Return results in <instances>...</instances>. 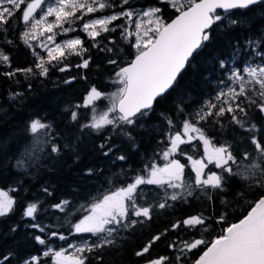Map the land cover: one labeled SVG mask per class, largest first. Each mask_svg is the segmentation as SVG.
Instances as JSON below:
<instances>
[{
  "label": "snow or ice",
  "instance_id": "snow-or-ice-1",
  "mask_svg": "<svg viewBox=\"0 0 264 264\" xmlns=\"http://www.w3.org/2000/svg\"><path fill=\"white\" fill-rule=\"evenodd\" d=\"M169 4L179 14L166 22L161 15V9L150 7L140 13L132 8L130 0H0V43L12 44L6 34L9 21L20 11L21 21L26 26L22 32L23 43L32 50L37 62L32 67L13 68L10 56L0 48V66H7L8 71L0 72V76L15 79L17 75H23L25 79L32 77L47 76L50 67H59V71L70 70V65L64 61L70 56L81 57V62L76 64L78 69H88L91 61L89 56L84 59L88 49L84 47V41L80 37L68 38L57 42L58 35L73 32L72 27L77 20L84 21L86 16L96 12L110 11V14L90 18L82 24V31L87 37L96 41L103 33L115 32L121 29V35L135 50L134 57L124 66L115 58H110L107 63L115 65L111 83L117 85L114 92H105L96 85H91L83 97L82 103L66 109L69 120L78 124L79 130L90 129L100 133L110 126V132L125 136L132 142L133 148L138 147L135 137L127 129L144 128V120L153 110L158 98H163L169 90L178 86V77L181 72L190 65L194 53L203 48L205 42L211 39L213 26L217 29H231L241 23L233 18L232 10H248L253 6L264 5V0H162ZM125 6H128L125 8ZM119 8V11L115 9ZM40 15L37 16V11ZM218 10H222L218 12ZM77 13H80L78 16ZM136 17L135 21L133 17ZM54 17V19H49ZM124 20L127 24H116V21ZM69 25L65 27L64 25ZM134 25V29H133ZM47 34V35H46ZM41 37L44 39L41 40ZM132 37H135L134 41ZM40 40L39 47L46 52L41 55L37 52L32 41ZM114 43V42H113ZM248 45L260 48L264 40H249ZM99 47V42L93 45ZM238 47V46H237ZM101 51L113 52L112 48H101ZM234 52L233 55H237ZM255 55L264 57V50L256 51ZM234 62V61H233ZM221 68H226L224 60L219 61ZM194 66V65H193ZM39 69V72H35ZM81 79L87 80V76L81 75ZM230 84L221 88L215 100H208L197 111L190 114L184 112L182 106H177L176 112L185 115V119L178 120L179 128L176 127L171 117L167 118L168 126L165 133V147L160 156L164 163L158 164L155 159L144 165L142 173H137L130 182L109 190L93 198V202L84 206L81 211L86 212L77 222L70 224L69 235L91 234L95 240H84L80 244L69 243L67 247L55 250L49 243L51 238L67 241L68 236L56 230L52 226L41 225L38 222V213L42 209V201L27 203L22 218H30L33 222L27 225L31 229L46 234L47 239L41 235H34L33 239L39 244L46 246L42 252L43 257H51L54 264H88L87 254L98 253L97 261L103 260L101 251L107 247L116 246L117 237L122 232L130 231L138 224L151 221L153 209H165L172 207L171 202H188L197 192L204 195L211 202L212 192L209 190L224 191L225 173L228 175H243L239 171L234 172L232 165L237 164V157L233 154L232 144L224 142L216 144L214 138L206 133L207 124L214 122L223 127L222 117H229L231 124L247 133V138L252 146V152L245 151L242 157L245 160L257 158L264 161V125L258 126L254 121L242 119L249 117L252 109L257 110L264 116V63H246L243 68L234 67L227 76ZM76 77L65 80L71 84ZM16 83H19L16 80ZM226 84L224 80L219 82ZM31 87V85H29ZM23 93H12L10 98L15 100ZM106 100L108 105L104 109L98 108L99 101ZM88 109L90 118L85 123H79V109ZM201 122H205L203 125ZM27 131L33 137L31 144L23 145V150L18 154L15 168L27 171L28 167L36 166L41 159L37 155L35 145H39V151L47 149L50 154L59 156L64 149L75 151L73 144L57 142L58 133L53 131V125L40 118L33 119L28 125ZM80 138L76 137L78 141ZM112 135H108L105 143L99 145L107 149L103 154L108 156L113 152L116 145L111 144ZM202 142L203 155L194 158L188 154V150L182 145H191L196 151L198 145L194 142ZM164 143V141H161ZM8 150V142L0 141V152ZM178 157H186L194 176L185 178L186 164ZM76 160L79 156L75 157ZM116 159L124 161L126 156L120 155ZM212 166L211 168L209 166ZM214 169H219L216 171ZM88 169V175L92 174ZM247 175L243 179H253V185L264 189V163H253L245 169ZM155 185L161 190L157 193L160 199L155 203H140L145 198L144 189L141 186ZM171 189L172 191H169ZM8 191L0 190V217H6L14 212L16 199L9 195ZM42 191L51 196L49 188ZM243 196V193L239 194ZM199 199V196H196ZM222 203H227L222 201ZM72 202L63 199L51 205L61 213H69ZM226 214H221L216 222H222ZM67 219V217H66ZM213 216L205 217L203 213L189 216L182 221L177 220L171 228L154 235L139 251L137 257L149 255L153 245L166 236L169 231L183 228L196 229L201 232V238L184 240L177 236L168 244L175 252L174 256H158L149 258L145 264H188V253L204 246L203 252L191 264H264V196L254 202L247 214L239 222L230 224L221 234L211 241L203 238L202 233L207 231L213 221ZM14 227L12 231H15ZM71 249V251H69ZM12 254L8 253L0 257V264H10ZM41 255H33L24 264H41Z\"/></svg>",
  "mask_w": 264,
  "mask_h": 264
},
{
  "label": "trees",
  "instance_id": "trees-1",
  "mask_svg": "<svg viewBox=\"0 0 264 264\" xmlns=\"http://www.w3.org/2000/svg\"><path fill=\"white\" fill-rule=\"evenodd\" d=\"M130 3L136 13L149 7L160 8L161 13L159 14L166 22L178 13L162 0H130ZM22 11L23 6L15 13V17L9 21L7 26L9 30L6 37L12 41V44L0 43V48L10 56L13 68L32 67L37 62L31 49L21 39L26 27L20 19ZM101 14L107 15L110 11L90 14L85 17L84 21L77 20L72 25L76 30L71 32V36L80 37L84 41V47L88 49L83 58L91 57L88 69L76 68L75 65L81 62V57L73 55L64 61L65 64L71 66L69 71L61 72L59 67H50L46 77L36 75L31 79H25L23 75L18 74L15 79H9L0 76V141L8 142V150L0 152V190L16 189V191H10L9 195L17 201L13 213L0 217V257L11 253L10 264H23L33 255L42 256L46 248L33 239L34 235H41L47 239L46 234L27 227L33 221L30 218H22V212L27 203L42 201V209L46 208L47 211L41 210L38 213V222L41 225L52 226L51 230L68 236L67 241L51 238L49 243L54 249L89 237L85 234L69 235L68 221L75 223L84 215L81 210H77L76 205L88 203L93 198H99L106 191L130 182L137 173L143 172L146 163H150L153 159L156 162L159 160L160 152L166 143L167 118L171 117L176 127L179 128L178 120L185 119V115L177 116L178 105L189 114L188 118H191L190 114L202 107L206 99L214 92V82L222 79L221 74L224 68L220 67V60H224L228 65L230 60H243L253 51L264 50V45L257 48L255 45L246 43L249 40H264V5L253 6L248 10H232L233 18L239 19L241 23L231 29H217L213 26L211 39L205 42L198 54L194 53L190 65L186 66L178 77V86L169 90L163 98H158L152 112L144 120V128L127 129L132 132L138 145L133 148L132 142L127 137L111 133L110 126L100 133L90 129H84L81 132L78 124L70 122L68 111H66L73 105L82 103L84 95L93 84L102 91L114 92L117 85L110 81L116 66L109 65L107 61L115 58L121 66H124L134 57L135 50L122 37L121 29L117 28L115 32L103 33L96 38V41L88 38L87 34L82 31V24L86 20ZM115 23H125L127 26L124 20ZM132 39L134 41L135 37ZM97 42H99V47H94L93 45ZM101 48H112L113 52L101 51ZM234 52L238 54L234 56ZM8 70L7 66H0V72ZM34 71L39 72V69L34 68ZM81 75L87 76V80L81 79ZM73 76L76 80L71 84H66L65 80ZM16 80L19 83H16ZM17 92L23 95L15 100L11 99V94ZM97 103L99 109H104L108 105L106 100ZM78 111L80 112L79 123L87 122L90 118L89 110L82 108ZM36 118L50 122L53 125V131L59 134L57 142L61 145L71 143L75 151L64 149L61 155L56 156L46 150L42 162L34 170L23 172L15 169L13 163L23 145L31 138L27 129L30 121ZM241 118H250L258 126L264 125V116L255 109L250 111L249 117H243L241 114ZM209 119L210 122L206 127L207 135L214 138L216 144L231 143L237 163L246 161L242 153L252 152V146L247 138L248 134L231 124L227 115L220 118L223 127L211 122V118ZM204 123L201 122L202 125ZM110 134L112 135L110 143L116 147L112 153L105 156L103 152L107 149L102 150L99 145L105 143L106 137ZM76 137L80 139L77 141ZM194 143L198 145L196 151L192 150L191 145L181 147L187 149L188 154L193 157L202 156V142ZM77 154L78 160L75 159ZM252 154L256 155L254 152ZM120 155L126 156L127 159L124 161L116 159ZM178 158L183 163L187 161L186 157ZM258 163H264V161L258 159ZM232 167L233 171L237 172L236 165ZM88 169L93 170L91 175L86 174ZM214 170L220 171L219 169ZM189 174L191 170L186 166L185 177H189ZM253 179L245 180L240 175L225 173V190H209L212 192L211 202L206 196L197 192L193 197L188 198L187 203L170 201L172 207L154 208L151 221L138 224L130 231L122 232L117 237L116 246L107 247L101 251L102 261L95 259L98 253L87 254L88 264H145L149 258L174 256L175 252L168 247L169 243L176 240L177 236L184 240L201 238V232L196 229L187 230L182 226L181 229L169 231L166 236H162L161 240L153 245L148 256L137 257L135 252L139 251L154 235L163 232L166 228L170 229L175 221H182L186 217L199 213H203L205 217H214L209 229L202 233L203 238L211 241L221 234L222 229L242 219L254 202L264 196V189L255 187ZM44 187L49 188L52 192L51 196L42 191ZM141 187L146 188L148 192L144 203H155L160 199L157 193H161V190L157 186L144 185ZM241 193L243 196L239 195ZM196 196H199V199ZM63 199L72 202L69 213H61L51 207ZM222 201L227 203H222ZM221 214H226L224 221L216 222ZM14 227L16 230L12 231ZM203 250L204 246H201L188 253V264L197 259ZM41 264H54V261L51 257L42 256Z\"/></svg>",
  "mask_w": 264,
  "mask_h": 264
},
{
  "label": "rangeland",
  "instance_id": "rangeland-1",
  "mask_svg": "<svg viewBox=\"0 0 264 264\" xmlns=\"http://www.w3.org/2000/svg\"><path fill=\"white\" fill-rule=\"evenodd\" d=\"M49 2H54V0H49ZM181 2H183V0H181ZM149 8H150V7H149ZM145 9H147V8H145ZM145 9H143V10H145ZM143 10H141V11H139V12H137V13H140V12H142ZM40 14H41V13H40V11L38 10L37 13H36V15L39 16ZM77 15L79 16L80 13H77ZM103 15H105V14H101V15H99V16H95V17H100V16H103ZM158 15H160V14H158ZM95 17H93V18H95ZM49 19H50V20H51V19H54V17H50ZM135 19H136V17L134 16V17H133V20L135 21ZM64 26H65V27H68L69 25L65 24ZM133 29H134V25H133ZM46 35H47V34H46ZM74 37H77V36H71V32H69V33H67V34L58 35V36L56 37V40H57V42L59 43V42H62L63 40H65V39H68V38H74ZM43 39H44V38L41 37V40H43ZM39 43H40V40L32 41V44H33L35 50H36L37 52H39L41 55H45V56H46V52H45L43 49H41V48L39 47ZM31 51H32V50H31ZM249 62H250V63H253V64L258 63V62H259V63H264V57H258V56H256V55H255V51H253L252 54L250 53V54H249L245 59H243V60H239V61L235 60L234 62H233L232 60H230V61L228 62L227 67L224 68V71H223L222 74H221L222 79H218V80H216V82H214V84H213L214 92H213V94H211V96H209V97L206 99V101H208V100H215V97H216L217 93L219 92V90H220L221 88L226 87L227 84H230V83H231L230 81H228L227 76H228V74L230 73V70H231L232 68H234V67H240V68H243V67L245 66V64H246V63H249ZM219 75H220V74H219ZM221 80H224V81L226 82V84H220L219 82H220ZM206 101H205V103H206ZM205 103H204V104H205ZM204 104H203V105H204ZM203 105H202V106H203ZM32 140H33V137L31 136V138L29 139V141H28L27 143L31 144ZM34 147L36 148L37 155L41 156L40 162H39L36 166H34V167H28V168H27V171H24V170H20V171H23V172H29V171H31V170H34V169H35V168H36V167L42 162V160H43V158H44V156H45V152H46L47 149L45 148L43 152H40V151H39V148H40L39 145H35ZM22 150H23V148H22ZM22 150H21V151H22ZM199 157H200V156H199ZM199 157H194V158H199ZM17 158H18V156H17ZM17 158H16V159H17ZM16 159H15L13 165L15 164ZM186 160H187V159H186ZM157 163L162 165V164L164 163V161H163L162 158L160 157L159 160H157ZM253 163H258V159H256V160L250 159V160H246V161H241V162H238V163L235 164V165H236V169H237V171H239V172L242 173L243 175H247V172H245V169H246V168H249V167L251 166V164H253ZM185 164H186V166H188V168L191 170L189 162L186 161ZM13 167H14V166H13ZM14 168H15V167H14ZM15 169H17V168H15ZM18 170H19V169H18ZM243 175H240V176L243 177ZM191 176H194V172H192V171H191V174H189V177H191ZM189 177H185L186 180H188ZM141 188H143V187H141ZM169 191H172V190L169 189ZM106 192H107V191H106ZM144 192H145L146 195H148V192L146 191V188H144ZM146 195H145V196H146ZM144 201H145V198H144L143 200L138 201V202H140V203H144ZM92 202H93V199H92L90 202H88V203H80V204H77V205H76V206H77V210L80 209V206H81V205H84V206L86 207V206L90 205ZM82 212L84 213V215L86 214V212H84V211H82ZM85 235H88L89 237L82 238L81 240H79V241H75V242H73V243L80 244V243L83 242L84 240H89V241L91 242V241H93V240L96 239V237H92L91 234H85ZM67 246H68V245H67ZM67 246H64V247H67ZM60 248H61V247H60ZM60 248H56L55 250H59ZM69 251H71V249H70ZM52 261H53V260H52ZM23 264H24V263H23Z\"/></svg>",
  "mask_w": 264,
  "mask_h": 264
},
{
  "label": "water",
  "instance_id": "water-1",
  "mask_svg": "<svg viewBox=\"0 0 264 264\" xmlns=\"http://www.w3.org/2000/svg\"><path fill=\"white\" fill-rule=\"evenodd\" d=\"M218 11H222V10H218ZM178 14H179V13H177L176 16H177ZM176 16H175V17H176ZM175 17H174L173 19H175ZM171 20H172V19H171ZM171 20H170L169 22H171ZM181 162L183 163V161H181ZM237 222H239V221H237ZM235 223H236V222H235Z\"/></svg>",
  "mask_w": 264,
  "mask_h": 264
}]
</instances>
